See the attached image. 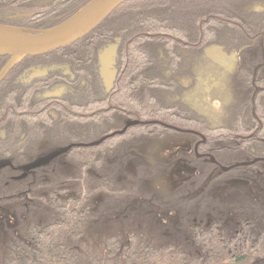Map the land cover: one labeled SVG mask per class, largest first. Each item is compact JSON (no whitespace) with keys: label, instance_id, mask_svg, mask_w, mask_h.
Listing matches in <instances>:
<instances>
[{"label":"flooded vegetation","instance_id":"obj_1","mask_svg":"<svg viewBox=\"0 0 264 264\" xmlns=\"http://www.w3.org/2000/svg\"><path fill=\"white\" fill-rule=\"evenodd\" d=\"M84 1L29 0L19 9L4 10L3 16L9 20L36 19L43 17L37 15L43 10L71 11ZM242 16L247 20L243 21ZM59 17L42 18L40 22L49 24ZM254 18H258L259 35L245 31L255 25ZM238 28L242 30L239 47L233 46L238 39L235 36L233 42L222 39L208 46L199 42L200 62L193 56L196 50L189 51L185 45L182 52L176 49L177 58L179 54L182 59L194 58L190 70L158 61L159 77L171 80L169 83L178 90L176 94L166 93L163 85L155 84L150 78L147 84L135 87L131 76L142 77L140 65L134 59L138 53L135 47L141 43L129 36L125 43L118 37L99 51L91 77L77 66L58 61L56 57L60 54H50L53 59L30 56L16 63L0 80V243L6 235L22 230V221L30 211L22 214L20 207L27 208L32 202L38 178L49 173V168L76 166L71 163L73 155H84L90 149L94 150V163L89 168L98 159L102 166L119 171L118 181L128 178V169H135L145 186L144 202L166 219V226L168 213L172 211L170 227L176 232L186 229L180 220L185 205L193 201L196 206L211 204L212 199H218L219 205L201 213L210 214L209 222L204 225L199 222L201 233H209L218 226L231 227L235 216L240 217L234 224L235 235L246 229L248 217L235 214L233 205L234 194L241 188L252 203L259 202L264 214V0H252L244 5ZM174 45L181 46L179 42ZM120 46L125 49L118 51ZM112 47H115L111 56L114 78L107 89L101 68L107 61V50ZM7 60L0 57V70ZM149 69L146 67L147 72ZM150 72L153 74L154 70ZM247 74L251 75L249 82ZM44 92H54L56 97L43 98ZM77 95L93 103L91 109L84 104L90 113L86 112L84 121L95 120L98 126L109 130L114 134L111 141L84 142L88 135L85 124L64 132L63 143H55L49 137L44 140L37 134L41 130L43 135H48L46 131L60 127L65 108L75 113L70 101L77 99ZM184 106L189 115H185ZM32 107L41 115L33 116ZM26 114L32 118V133L16 134L17 124ZM176 115L181 116L179 123L172 122ZM81 117L86 115L82 112ZM233 118L240 125L232 123ZM161 122L173 123L175 128L162 127ZM222 132L225 136L220 138ZM111 143L120 146V155L117 150L116 157L111 155ZM67 146L68 152L65 150L35 167L25 168ZM156 167H160L162 176ZM145 168L157 181L143 179ZM178 195L182 199L171 204V199Z\"/></svg>","mask_w":264,"mask_h":264},{"label":"trees","instance_id":"obj_2","mask_svg":"<svg viewBox=\"0 0 264 264\" xmlns=\"http://www.w3.org/2000/svg\"><path fill=\"white\" fill-rule=\"evenodd\" d=\"M28 1L0 0V24L14 26L30 34L38 33L67 19L89 0L71 11L43 10L37 14L43 17L36 19L4 18V10L19 9ZM251 1L129 0L118 6L102 23L75 44L50 54H60L63 58L68 56L72 61L74 57L86 59V71L91 77L99 51L113 40L112 36L118 33L121 43H125L131 26L154 20L158 23L156 27L161 28V33L162 29L168 28L174 32H169L170 37L157 34L150 36L151 40L147 39L150 42H147L145 47L155 41L162 48L163 57L171 54L176 59L174 51L186 49V41L181 38V33L189 28L187 19L194 26L197 22L201 23L203 29L207 26L210 36H224L223 39H226V19H231V16L238 12L241 14L240 3L244 6ZM208 2L212 4L210 9L206 7ZM180 13L183 16L176 17L174 21V17ZM57 16L60 17L52 23L40 22L42 18ZM167 17H170V20H167ZM181 18L186 19L184 25L180 23ZM234 36L239 40L241 33ZM178 42L181 46L173 48L172 43ZM141 47L144 48V45L135 47V50L138 51ZM121 49L125 48L120 46L118 51ZM154 57L157 59L159 56ZM56 59L62 61L60 57ZM177 59L182 60L181 54ZM154 61L158 65L165 64L163 59H160V63L159 60ZM154 77H159L157 71L153 73V80ZM93 157L94 150L90 149L84 155H73L71 159V163H75L80 171L77 177L82 183L81 195L86 200L82 207L72 208L70 205L74 193L67 189L73 184L72 177L65 173L68 168H49V173H44L38 178L36 190L31 196L32 202L27 208L20 207L22 214L30 211L26 220L22 221V230L10 236L6 235L0 243V264H264V249L259 251L257 246H251L256 238L250 228L254 224L249 218L247 228L237 235L233 226H218L213 231L205 228L209 233H202L199 239L186 244L187 233L176 232L170 227L171 219L174 218L172 211L168 213L166 226V219L144 202L147 199L145 186L135 169H128V178L118 181L119 171L108 173L98 163L89 168L94 163ZM57 187L62 188L64 192H58ZM107 189L114 190L115 193L110 195ZM109 200L111 204L108 203ZM53 202L72 210L67 218H61L59 225L51 224L50 214L54 217L56 214L52 208ZM193 208L194 201L182 209L180 220L186 225V229L188 224L196 221ZM80 209L89 211L90 216L94 212V215L91 218L85 217L80 213ZM95 215H98L99 223L94 221ZM128 215H131L130 220ZM234 218L236 219L233 224H237L240 217ZM204 224L205 222L202 223ZM227 234L230 237H227Z\"/></svg>","mask_w":264,"mask_h":264},{"label":"bare ground","instance_id":"obj_3","mask_svg":"<svg viewBox=\"0 0 264 264\" xmlns=\"http://www.w3.org/2000/svg\"><path fill=\"white\" fill-rule=\"evenodd\" d=\"M122 4L123 3L119 4V6ZM239 5H240L241 11H242V8L244 6L242 3H240ZM211 6H212L211 2H208V4L206 5V7L209 9L211 8ZM60 10L64 11V12L66 11V10H62V9H60ZM178 16H183V15L181 13L177 14L174 17V21H175L176 17H178ZM239 17H240V13L238 12V13L232 15L231 19H229V21H227V28L226 29L228 32H225V38L227 40H229L230 42H233L232 40H233L234 34H240L242 32V30L240 28H238ZM242 18H243V21L247 20L246 17L242 16ZM167 20H170V17H167ZM254 20H255V25H253V27L251 29L245 30V31L252 33L253 35H259V28L260 27L258 26V23H257L258 18H254ZM185 21H186V19H184V18L180 19V23L181 24L183 23V25L185 24ZM156 24H158V23L154 22V20H147V22L144 21V22L134 24L128 30V36L130 38H132L133 40H136L137 42H140L141 44L144 45V48L141 47L138 50V53L135 55V61H137L140 65V74L142 75L143 78L142 77L138 78L137 76H136L137 77L136 78L134 75L131 76V78L135 82L136 88H138L139 85L147 84L146 81H149V78L151 80H153V74H151L152 72H150V71L147 72L146 67L156 71L159 66L154 60H160V59H156L154 56L158 55L159 57L160 56L162 57V55H163L162 48L159 47V44L156 43L155 41H151L150 45L145 47V44L147 42H150L149 40H151V38H149V37L155 36V34H157V36H160V35L164 36L165 35L166 37H170L169 32L173 31V30L168 28V29H162L163 33H161V28L156 27ZM187 24H188L189 28H186V30H182L181 38L186 41L185 46L189 51H190V49L196 50V51H194L193 56L196 57V60L198 62H200V60L198 59V58H200V56H199L200 55L199 42L201 44H205L208 46V45H210L209 42H212V43L221 42V39H223L224 36H220V37L210 36L208 33V27L206 26L203 29L200 22H197V24L194 26V24H192V22L189 19H187ZM238 32H240V33H238ZM152 33H154V34H152ZM88 34H86V35H88ZM117 35H118V33L115 36H112V39H118ZM85 36H83V37H85ZM147 39H149V40H147ZM76 42L72 43L71 45L75 44ZM237 42H233L234 47H239V45L241 44L240 40H237ZM172 44L174 46L173 48H175L174 43H172ZM71 45H69V46H71ZM69 46H65L63 48L52 51L50 53L63 50ZM113 46H116V44H113ZM237 50H239V49H237ZM50 53L34 55L31 57H36V58L49 57V58L53 59V57H52V55H50ZM60 58L66 64H69L71 66H77L78 70L83 71L84 73H87L86 70L88 67V63H86V59L81 58V57L80 58H77V57L73 58L72 57L74 63L76 64L75 65L73 63V61L68 56L63 58V56L60 55ZM162 59L165 62V64H167V65H177V66H179L183 69H186V70L192 69L193 65H194V61H195L192 56H187L181 60V59H175L171 54H170V56L162 57ZM249 67H250V65H249ZM215 75H217V74H215ZM247 76H248L247 82H249L251 80V75L247 74ZM220 81L223 82L224 79H220ZM154 82H155V84L163 85L165 92L168 94H176L178 91L175 85H171L172 83H167L166 81L162 80L159 77H154ZM216 97H219V96H216ZM76 98L77 99L70 101L72 103V105L74 106V107H72L73 108L72 111L74 110L75 113H70L65 108L63 110L64 121L60 127L56 128L55 130L53 129V131H50V132L46 131L48 135H43L41 130H39V132L37 134L40 135V137L42 136V139H44V140H49L48 139V137H49L50 140L54 141L55 143H63L64 141H66L64 132L67 133L68 131L74 129L79 124H85V129H86V131H88V135L84 138V142L94 143L96 141L97 142L103 141L104 139L111 141L114 134L111 133L109 130H107L106 128H104L102 126H98L95 123V120H92L91 122L88 120L84 121V119H86L88 116L87 113H89V112L86 109H84L83 106L85 104L87 107L90 106V109H91L93 106L92 101L89 100L88 98L84 99V96H82V95H79V96L77 95ZM92 99H94V98H92ZM22 101H23V99H22ZM23 103H24V101H23ZM65 103L68 104L69 100H66ZM71 103H69V104L71 105ZM181 108H183V107H181ZM184 108H185L184 112L186 113L185 115H189L188 108L186 106H184ZM31 112H32L33 116H35V117L41 115V113L39 111H37L36 109H34L33 107L31 109ZM82 112L86 115V117H81ZM179 120H182L181 116L176 115V117L173 119L172 122L179 123ZM32 123H33L32 118L30 117L29 114H26L21 119L20 124H17V133L16 134L26 132L27 134L30 135L32 133V129H31ZM232 123L240 125L239 120H237L236 118L232 119ZM161 125H162V127H165V128H175V125L173 123L161 122ZM208 126H209V123H208ZM218 136L220 138H223L225 136V132H222ZM116 145H118V144H113V143L110 144V152H111V155L113 157L117 156L116 150L118 152V148L120 147V146H116ZM229 146L232 147V144H230ZM60 149H62V148H60ZM66 150L68 152L70 150V147L67 146ZM118 154H119V152H118ZM107 157H109V155ZM97 163H98V165L101 166V168H103L104 171L107 170L108 173L115 171V168L109 169L108 167L106 168V166L105 167L102 166V164L99 162L98 159H97ZM234 167H235V165H234ZM143 170H145V173L143 174L144 180L148 179L150 181H157V180L153 179L154 177L150 176L149 169L145 168ZM156 171L159 173L160 176H162V174H160V173H162V170L160 169V167H156ZM65 173H66V175L71 176L73 179V184L67 188V189H71L72 192L74 193V197L71 199L70 205L72 208L82 207V205H83L82 203L85 202L86 200H85V197H83L81 195L82 183L79 180V178L77 177L78 174H80V171H78L76 166H69ZM56 189L58 190V192H61V193L64 192V190L62 188L57 187ZM106 191H109L110 195H113L115 193L114 190H111V189H107ZM181 199H182V197L180 195L173 197L171 199V204H173L174 202L181 200ZM233 199H234L233 205H234L235 212H236L235 214L241 215V216H243V215L247 216L250 219V221L254 224L250 228H251L252 233L255 234L256 240L254 243L251 244V242H252L251 241V242H248V244H251V246L254 245L255 247L257 246L259 251H260V249L263 250L264 249V214L262 213L261 207L258 205L259 202L257 204L252 203L248 199L247 192H246V190H244V188L239 189L234 194ZM108 203L111 204V201L109 200ZM217 205H219L218 199H212L211 204L210 203H208V204L200 203L197 206L194 205L193 210L195 211V215H196L197 220L193 224L192 223L188 224V228L185 231H183V233H187V235L185 237V243L186 244L191 243L194 239L200 238V235L202 234L201 233V227L199 224L200 221L202 223L210 221V214H208V215L203 214L202 215L201 213L203 211L209 212V211L213 210V208L216 207ZM52 208L56 211V214H55V217H54V215L50 214V219H51V224L55 223V225H59L61 218H67L68 215L72 211V210H69L68 207L64 208V207L58 205L56 202L52 203ZM79 211L85 217L91 218L94 215V212H93L90 216V214L88 213L89 211H86L83 209H80ZM127 217H128V220H130L131 215H128ZM94 221L97 223L100 222L98 215L94 216ZM232 226L235 227L234 224H232ZM164 231H166V230H164ZM226 236L230 237V235H228V234ZM248 240H250V239H248Z\"/></svg>","mask_w":264,"mask_h":264},{"label":"water","instance_id":"obj_4","mask_svg":"<svg viewBox=\"0 0 264 264\" xmlns=\"http://www.w3.org/2000/svg\"><path fill=\"white\" fill-rule=\"evenodd\" d=\"M129 0H89L73 15L38 33L30 34L14 26L0 24V57L8 60L0 70V80L18 62L26 57L50 53L78 41L102 23L121 3ZM115 47L107 50V61L102 66L103 82L108 89L114 72L111 71V56ZM54 92H44L41 96L46 99L55 98ZM65 148L40 157L25 168H32L50 157L64 152Z\"/></svg>","mask_w":264,"mask_h":264}]
</instances>
